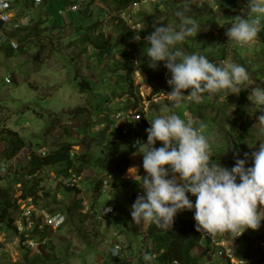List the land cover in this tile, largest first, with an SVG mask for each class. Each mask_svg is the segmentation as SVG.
<instances>
[{
	"label": "rangeland",
	"instance_id": "obj_1",
	"mask_svg": "<svg viewBox=\"0 0 264 264\" xmlns=\"http://www.w3.org/2000/svg\"><path fill=\"white\" fill-rule=\"evenodd\" d=\"M62 3L63 0H41L40 3L18 0L10 11L14 20L3 28L4 33L11 35L18 21L26 26L17 34V37L25 34L24 40L18 39L19 45L11 53L7 44L0 43V185L11 184L18 205L13 215L17 217L25 206L22 185L32 184L35 178H41L37 187L42 198L36 204L30 202L32 205L27 207L35 211V220L42 219V226H37L38 230L33 232L36 238L43 237V241L30 248L21 244L20 240H13L14 235L7 233L5 238L0 235V264L21 259L22 252L28 249L43 256H49L52 254L50 251L55 250L58 255L49 264H119L122 259L128 264V260L135 258L131 250L144 257L146 253L143 247L149 242L142 234L149 223L135 224L130 216V205L138 194H143V190L138 185L141 177L133 178L129 171L134 172L135 169L130 168L135 166L136 174L144 175L145 170L142 168V154L137 152L136 144L130 141L131 137L116 135V125L120 127L133 122L131 110H140L142 116L136 123L137 126L143 124V127L135 141L142 143L147 139L145 129L150 126L149 120L156 115L175 112L182 119H191L194 127L204 122L213 158L227 156L223 162L221 159L215 161L231 168L236 158H243L245 152L250 154L259 147L260 142L264 143V135L259 133L260 124L257 121L260 111L252 102L251 92L255 84L262 86L264 83V42L260 39V32L244 46H233L227 42L225 29L234 17L219 10L214 0H142L131 11L121 12V17L135 34L138 30L136 20L140 16L136 13H155L159 22L168 20L167 25L176 28L175 21H179V18L173 12L187 5L186 15L195 19L199 27L196 35L184 40L189 47L183 45L184 41L178 42L183 51L190 49V53L204 55L203 49H195L203 43L207 53L213 50V55H218L221 47H225L228 51L225 59L228 60L233 59L232 46L244 56L249 66L250 82L241 84L239 93L229 92L226 97L223 93L218 96L216 93H204L201 103H192L193 108H198L205 116L201 121L199 115L187 112L188 115L186 111V115L179 113L187 99H182L179 104L164 100L162 91H170L166 81L164 85L157 80L149 82L141 73V39H133V48L129 47L126 39L125 43H119L107 53L102 62L97 60L96 50L85 41L87 27L83 22H86L87 16L89 20L94 18L89 16L93 7L98 12L91 14L95 19H100L99 29L114 42L117 33L113 32L112 24L107 20L105 2L98 0L84 4L85 18L83 12H58L65 8ZM241 3L245 4L246 0ZM240 11L248 10L240 7ZM74 21L83 27L75 29ZM259 27L264 30V19ZM13 40L16 41V38ZM145 58L143 63L147 65L148 57ZM127 64H132L133 69L128 71ZM8 73L11 81L4 82L3 76ZM126 74H129V78ZM82 81L87 85H82ZM248 83L252 85L248 86ZM129 85L132 91L128 90ZM242 92L244 99H241ZM200 104H204V107H199ZM4 127L16 130L25 141V146L11 158L2 154L3 148L8 145ZM64 140L72 141L69 154L73 152L76 155L74 165L82 162L79 174L71 167L67 170L68 174L63 175L66 179L76 178L73 186L76 189H66L65 179L57 182L56 170L52 165H43L33 176L28 173L22 176L28 170L31 156L43 155ZM161 143L156 141L154 146ZM129 147L133 150L129 151ZM250 165L249 158L245 166ZM97 181L100 182L99 188L95 187ZM45 191L48 192L46 195ZM187 195L195 200L194 195ZM108 201L123 205L127 219L122 218L121 222L128 224L125 232L114 228L112 215L101 213L102 205ZM45 207L64 209L63 222L58 224L55 219L45 225L43 218L48 213ZM193 211L184 209L178 214L193 218ZM259 211L264 215V208ZM204 236L211 238V250L215 252L210 257L205 256L203 264L236 262L234 248L243 247V239L246 242L244 248L250 253V264H255L260 257L263 258L261 261L264 260V219L257 229L246 228L239 236L233 237L229 232L205 233ZM219 236L221 238L218 240ZM45 242H51L53 248L44 245ZM205 243L206 238H202L201 246ZM115 244H119L122 250L118 260H113L114 255L109 252V248H115L111 247ZM223 247L232 251L231 261L217 254V250L225 253Z\"/></svg>",
	"mask_w": 264,
	"mask_h": 264
},
{
	"label": "clouds",
	"instance_id": "obj_2",
	"mask_svg": "<svg viewBox=\"0 0 264 264\" xmlns=\"http://www.w3.org/2000/svg\"><path fill=\"white\" fill-rule=\"evenodd\" d=\"M95 1L98 0H90ZM246 4L245 15H235L225 29L227 41L241 46L257 37L260 21L264 19V0H246ZM186 8L187 5L175 10L174 15L179 18L176 28L154 24L153 30L144 37L143 52L149 66L155 68L158 61H163L170 73L166 80L170 91H162L164 100L172 104H179L182 99L198 103L203 93L223 92L225 97L229 92L239 93L240 85L250 82L245 66L228 59L213 63L203 54L186 53L176 47L178 42L198 32L199 24L186 15ZM133 39H140L138 32ZM11 47L16 49L18 45ZM251 92L252 102L260 111L259 133L264 135V87L255 84ZM149 121L146 141H135L136 151L142 154L145 174L137 175L135 166L130 168L134 172L129 171L133 178L141 177L138 185L143 190L130 205L133 223H155L167 231L172 227L174 215L188 209L194 210L195 228L208 235L229 232L235 237L246 228L260 226L264 219L259 211L264 208V143L260 142L250 154L245 152L243 158H236L228 168L211 159L204 122L194 127L191 119H182L175 112L156 115ZM156 141L162 142L161 145L154 146ZM249 158L251 165L245 166ZM187 194L194 195L195 200ZM109 252L118 255L116 248H109ZM144 259L152 257L145 254Z\"/></svg>",
	"mask_w": 264,
	"mask_h": 264
},
{
	"label": "trees",
	"instance_id": "obj_3",
	"mask_svg": "<svg viewBox=\"0 0 264 264\" xmlns=\"http://www.w3.org/2000/svg\"><path fill=\"white\" fill-rule=\"evenodd\" d=\"M28 1V0H27ZM32 1V0H30ZM44 2L50 1V0H43ZM77 0H63V5L64 7L69 5L72 2H75ZM102 2H105L107 5V12H113L114 14L111 15L107 20L110 22L111 27L113 32H116L115 36V41L112 42L109 37L105 34L104 31L99 29L100 22L99 18L95 19V14H97L98 11H95L92 7L91 13L94 12V15L90 13V18L85 16L84 13V4L90 1H83L81 6L79 7L78 10L76 11H71V12H83L84 13V18L86 17V22L84 27H87V32L85 34V41L92 45L94 49L96 50V57L99 62L103 61V58L106 56L107 53L111 52L119 43H125L126 39L128 40L129 47H134L133 43V36L134 33L132 32L131 28L127 24L126 20L121 17V12L130 10V6L132 5L133 2L136 1H142V0H101ZM215 4L219 8V10H223L226 12V14L231 15V10L233 8H240L243 7L245 10H248V5L245 3L241 5L242 0H214ZM11 2V7H13L15 4L18 3V0H10ZM93 2V0H92ZM91 3V2H90ZM62 9V8H61ZM59 12V11H58ZM175 12V11H174ZM173 12V13H174ZM139 18L136 20V23H139V27L137 32L140 35V52L142 53V58H141V65L139 66V69L143 75L146 76L147 80L149 82L153 80H157L159 83L165 84V81L167 80L168 76H170V73H168V70L164 66V62L157 63V67L153 68L150 67L149 64L144 65L143 60H145L147 57L146 54L143 52V48L146 44V41L144 40V37L147 33L151 32L153 30V25L154 24H168V20H163L159 22V18L155 13H144L139 12L136 13ZM26 14H24L25 16ZM83 18V19H84ZM166 19V18H165ZM174 22V19H172ZM73 23V22H72ZM74 23H76L74 21ZM73 23L75 26V29L83 27L82 24L76 23V25ZM179 21H175V26L177 27ZM15 30L9 32L12 37L16 38V40H24L25 34H21L20 37H17V34H20V31L26 29V26H23V24L18 23V25L13 28ZM136 32V33H137ZM261 36L260 39L261 41L264 42V30L259 31ZM9 35V34H8ZM9 35V36H11ZM19 42V41H18ZM17 42V43H18ZM19 45V43H18ZM184 46H188V42H183ZM203 43L200 46H196V48L203 49L204 55L211 60L213 63H218L226 58V53L228 52L226 48L221 47V51L217 53L218 55H213V50H210V52L207 53V50L202 46ZM9 46V51L10 53L13 51V48ZM234 46V45H233ZM231 49V56L233 59L231 61L236 62L238 64H241L245 66L246 70L249 71V66L245 62L244 56L241 55V52L238 51L236 48ZM146 47V46H145ZM176 47L180 48V44L177 43ZM183 48V46H181ZM240 47V46H238ZM186 53H190V49L185 50ZM132 64L129 65L127 64V70H132ZM129 74H126L127 78ZM82 85L86 86L87 83L85 81H82ZM128 90L132 91V88L130 85L128 86ZM187 89L184 90L185 93H187ZM222 94L223 92H218L216 95L218 96L219 94ZM244 92L241 93V99H244ZM204 94V93H203ZM201 94V95H203ZM192 101L186 100L185 103L182 104V106L179 109V113L185 114L188 112L189 114H196L199 115L201 121L202 119L205 118L204 115H202L199 111V109H194L192 105ZM201 103V102H198ZM199 107H204V104L198 105ZM221 107V106H220ZM219 108V107H218ZM217 108V109H218ZM223 109V108H222ZM187 113V114H188ZM188 114V115H189ZM227 117H230L227 115ZM139 121H133L130 122L127 125H120V127H116L115 133L119 137L126 138V137H131L132 139L130 141H135V137L140 135L143 124L138 125L137 123ZM126 126V128H125ZM5 128V127H4ZM123 129H126L123 131ZM4 133L6 134V140L8 142L7 147H4L2 150V154L6 156L7 158L13 157L23 146H25V141L18 136V133L16 130H10L8 128L4 129ZM86 134V133H85ZM91 134V133H90ZM94 135V134H91ZM72 141L69 140H64L61 141L57 145L56 148L51 149L49 152H46L45 154H37L31 156L29 160V165H28V170L27 172H23L22 176L26 175L27 173L31 176H33V173L37 170L40 169L43 165H52L55 167L56 170V177H63L65 174L67 175V170L68 168L74 167L77 174L80 173L81 171V164L75 166L74 163V157L76 156L75 154H69V149ZM211 149V148H210ZM129 151H132L133 148L129 147ZM212 157L211 159L214 160V162L219 161L221 159V162L227 157H222V156H217L213 158V152L211 151ZM83 156H81L82 158ZM105 157V156H104ZM219 157V158H218ZM216 160V161H215ZM231 166V165H229ZM1 178V177H0ZM32 184H26L24 183L22 185L23 187V197H32L33 202L36 204L38 203L37 201L42 198L41 194L38 193V181H41V178H35ZM59 182V181H57ZM66 186V189H72L75 188L73 186ZM100 182L97 181L95 184V187L99 188ZM76 189V188H75ZM48 192L45 191L44 194L46 195ZM15 198L13 197V192H12V186L11 184H7L6 186H1L0 185V224L2 225L3 229L9 234V235H16V228L14 223L15 216L13 215V210L15 208H18V205L15 203ZM106 204H103L102 206L106 205H111L113 207V210H111L109 213H104L102 212L101 207V213L104 215L110 214L112 215V222L114 224V228L116 230H121L122 232H125L127 230V222H121L122 218L123 220L126 221L127 217L126 214L124 213V208L122 204L116 203L115 201H108L105 202ZM75 206V205H74ZM47 212L49 214H55L56 212H60L63 214V210L61 208H47L45 207ZM120 210H119V209ZM177 212L174 217H173V223L172 227L165 231L164 229H161L156 226L155 223H149L147 228L145 229L146 231L143 234V238L146 237L148 238L149 242H146L144 251L147 255L151 256V260H145L143 257V254H138V252L132 251L134 259L131 261L128 260V264H203L205 263V256L210 257L214 254V250H211L210 244H211V238H207L204 236L203 231H198L195 228V220L191 218L189 215L181 217ZM125 218V219H124ZM35 219V217H34ZM36 227L33 229V231H37L38 224L42 221L41 218H38L35 220ZM47 225V224H45ZM34 233V232H33ZM36 237V236H35ZM202 238H206V243L202 247L201 246V240ZM221 237H218V240ZM24 239V236L22 235V239L20 240V243H22V240ZM38 241H42L43 237L38 238ZM237 239V238H236ZM47 242V241H46ZM44 245L47 244L50 248H53V244L51 242H48ZM244 246L246 244L245 240L243 239ZM244 246H239L237 248H234V255L238 259H247L250 256L249 250L247 248H244ZM201 249V250H197ZM120 250L118 252V255H114L112 258L113 260H118V257L120 255ZM211 251V252H210ZM49 256H43L40 254V252H34L32 253L29 249L24 250L22 252L23 256L21 259L16 260L14 262H10V264H49V262L54 261V257L57 256V252L54 250L53 252L50 251ZM122 258V257H121ZM263 258H259L258 260H255V264H258ZM123 261L119 264H126L125 259H122ZM177 263H176V262ZM152 262V263H151Z\"/></svg>",
	"mask_w": 264,
	"mask_h": 264
},
{
	"label": "built area",
	"instance_id": "obj_4",
	"mask_svg": "<svg viewBox=\"0 0 264 264\" xmlns=\"http://www.w3.org/2000/svg\"><path fill=\"white\" fill-rule=\"evenodd\" d=\"M83 1H90V0H77L75 2L70 3L69 5H67L65 8L60 9V11H74L76 9L79 8V6L82 4ZM41 0H34V3H40ZM141 4V1H136L133 2L132 5L130 6V10H127L128 12L131 11V9L134 6H139ZM11 2L10 0H0V42L1 43H10L11 46L16 47L18 44L16 41H14L12 38H10L6 33L3 32V27L5 28L7 26V23H9L10 20H12L13 16H11ZM113 12H108L107 17H110L111 15H113ZM231 15H233V17L235 15H245V12H241L240 8H233L231 10ZM21 24V23H20ZM136 25H138L139 27V23H137ZM15 27L17 26V24L14 25ZM3 32V33H1ZM226 41H227V36L225 37ZM227 42H231V41H227ZM233 45H237V46H241L239 44H236L234 42H231ZM244 46V45H243ZM3 81L4 82H10L11 81V77L10 74H4L3 76ZM262 87H264V83L262 84ZM131 114L134 117V120L132 121H138L141 116L142 113L140 112V110L137 111H132L131 110ZM124 125V124H122ZM120 126V125H119ZM117 127V125H116ZM126 129H123V131H125ZM135 141L133 142L134 145ZM45 153V152H43ZM71 155L74 154L73 152L70 153ZM66 180V185L68 184V186H75L76 182L75 181V177H70V178H63V177H58V181H62V180ZM23 200L25 201V206L21 209L19 215H17V217H15L14 220V225L16 228V235H14V239L13 240H21L22 239V235L24 236V239L22 240L23 244H26L28 247H34L35 245H38L37 242H41L38 241L39 239H37L33 233V229H34V225L36 223L34 217H35V211L29 207H27L28 205H32L33 202V198L32 197H27V198H23ZM27 202V203H26ZM32 204H31V203ZM111 210H113V207L111 205H106L103 206L102 208V212L104 213H109ZM45 217V216H44ZM63 217V218H62ZM55 219H57V223L61 224L64 220V216L62 213L60 212H56L55 214H49L47 213L45 219L43 218V223L44 224H50L49 222H53ZM39 227L42 226L41 223L38 224ZM0 235L3 236L5 238V236L7 235V232L3 229L2 225L0 224ZM43 241V240H42ZM111 247H115L116 249H118V252L120 250V245L119 244H115ZM225 248V247H223ZM225 253L222 250H217V254L220 256H224L226 257L228 260H230L232 258V251L230 250L229 252V248H225ZM235 256V255H234ZM236 262H230L231 264H250V259H238L236 257ZM231 261V260H230ZM176 262V261H175ZM177 263V262H176ZM259 264H264V260L260 261Z\"/></svg>",
	"mask_w": 264,
	"mask_h": 264
}]
</instances>
